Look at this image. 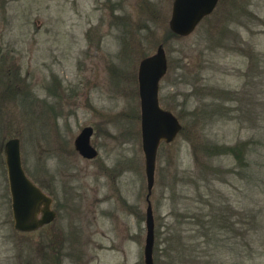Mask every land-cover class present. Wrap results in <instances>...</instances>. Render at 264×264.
Segmentation results:
<instances>
[{"label": "rangeland", "instance_id": "rangeland-1", "mask_svg": "<svg viewBox=\"0 0 264 264\" xmlns=\"http://www.w3.org/2000/svg\"><path fill=\"white\" fill-rule=\"evenodd\" d=\"M172 1L0 0V264H143L136 76L159 44L167 59L160 104L184 129L157 149L153 263L264 264V150L251 153L249 168L203 153L204 144L258 135L264 0H218L187 36L168 27ZM86 125L98 148L90 160L73 148ZM13 137L56 212L27 233L12 223L3 149ZM213 211L234 225L224 220L218 244L204 224Z\"/></svg>", "mask_w": 264, "mask_h": 264}, {"label": "water", "instance_id": "water-1", "mask_svg": "<svg viewBox=\"0 0 264 264\" xmlns=\"http://www.w3.org/2000/svg\"><path fill=\"white\" fill-rule=\"evenodd\" d=\"M218 0H173L168 27L178 36L193 32L199 22L209 15ZM167 71V59L162 44L138 64L137 84L139 99L140 139L146 180L145 239L143 264L153 263L155 224L150 201L154 185L157 149L161 143L172 142L182 130L178 117L160 104L159 83ZM92 128L83 127L74 140L75 149L88 159L97 155L90 143ZM4 163L13 229L27 233L40 229L56 217L49 197L25 172L20 156V142L17 137L4 143Z\"/></svg>", "mask_w": 264, "mask_h": 264}, {"label": "trees", "instance_id": "trees-1", "mask_svg": "<svg viewBox=\"0 0 264 264\" xmlns=\"http://www.w3.org/2000/svg\"><path fill=\"white\" fill-rule=\"evenodd\" d=\"M262 58V57H261ZM257 61H258V66H259V61H260V57H256ZM261 74V73H259ZM223 93L225 94H233L230 91H226L223 90ZM258 104L260 106H264V99L263 98H259L258 100ZM264 121V111H261L258 113L257 116V127H258V135L256 137H252L250 139L247 140H242L237 142L234 145H217V144H204L203 145V153L208 157V159L210 161H212L211 159L215 156H219V155H230L233 156V158L237 161L238 165L242 168H249V166L251 165V160H249V157L251 156V153L253 151L258 150H264V125H262V122ZM184 129V128H182ZM218 154V155H215ZM203 168L211 171L212 166L210 164H205V166H203ZM232 171V170H231ZM227 205L225 204V207ZM213 208V207H212ZM217 208V206H216ZM215 208V209H216ZM217 209H220V212L222 213V209L220 207H218ZM226 209H229V207L227 206ZM223 213H225V211H223ZM206 216V214H205ZM205 225L208 224L209 228H211L214 233H211V235L213 237H215L216 235L219 236V233L221 232V229L223 228V222L225 220H227V225L226 228H228L227 230H234V225L232 223V221L229 220V217L227 215L226 219L225 217H223L221 214H217L214 211L211 213V216H207V218L205 219ZM225 227V226H224ZM172 228L169 227V230H171ZM158 230V229H157ZM220 231V232H218ZM237 231V230H236ZM205 234L207 235L208 233L205 231ZM246 234V229L242 227L241 232H240V236L241 237H245ZM158 237V235H156ZM172 237V236H171ZM171 237H169V239H171ZM220 237V236H219ZM220 239L218 238H211L209 242H214L216 241V243L218 244ZM191 251V249H189Z\"/></svg>", "mask_w": 264, "mask_h": 264}, {"label": "flooded vegetation", "instance_id": "flooded-vegetation-1", "mask_svg": "<svg viewBox=\"0 0 264 264\" xmlns=\"http://www.w3.org/2000/svg\"><path fill=\"white\" fill-rule=\"evenodd\" d=\"M136 79H137V76H136ZM137 94H138V84H137ZM86 126H89V125H86ZM86 126H83V127H86ZM82 127V128H83ZM91 128H92V126H90ZM81 128V129H82ZM80 132V131H79ZM92 134H93V128H92V133H91V135H90V139H91V136H92ZM77 136V135H76ZM74 140H75V138H74ZM74 140H73V148H74V151L81 157V158H83V159H87V160H90V159H88V158H85V157H83V156H81L79 153H78V151L75 149V146H74ZM91 143V142H90ZM95 149H96V151H97V155H98V148L96 147V146H94L93 144H91ZM96 155V156H97ZM95 156V157H96ZM94 158V157H93ZM49 196V195H48ZM50 197V196H49ZM52 200V199H51ZM51 205H52V203H51ZM56 213V212H55ZM52 222V221H51ZM50 222V223H51ZM50 223H48V224H50ZM48 224H46V225H48ZM45 226V225H44ZM43 226V227H44ZM42 228V227H41Z\"/></svg>", "mask_w": 264, "mask_h": 264}]
</instances>
